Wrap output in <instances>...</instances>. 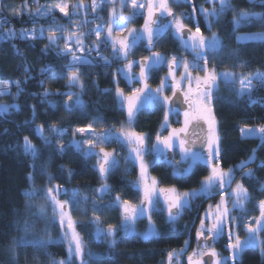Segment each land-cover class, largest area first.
<instances>
[{
	"label": "trees",
	"instance_id": "16d2710c",
	"mask_svg": "<svg viewBox=\"0 0 264 264\" xmlns=\"http://www.w3.org/2000/svg\"><path fill=\"white\" fill-rule=\"evenodd\" d=\"M58 1L60 0H0V19L7 20V24L2 29L3 34L11 29L16 33L35 30L39 35L40 29L45 30L43 39L21 40L18 37L0 39V85L9 84L12 87L7 94L0 95V105L9 106L8 112H0V264H54V262L60 264L63 259L67 260L65 264H68L69 259L62 237V228L57 216L53 215L52 203L46 198L47 190L59 186L61 194L57 199L61 202L70 201L71 192L78 190L80 195L77 199L80 203H85L83 198L85 196L92 198L96 193L95 189L105 183L100 173L98 174L97 161H94V157L86 159L82 152L69 147L67 140L59 141L58 134H54L50 129L58 128L67 131L66 134L70 136L77 128H87L92 125L101 130H108L126 121L125 112L121 110L116 97L115 69L96 66L103 65V62L99 57L94 58L96 54L105 57L112 55L113 52L109 53L107 49L110 46L102 45L98 52L90 53L89 56L93 58L95 66L81 67L80 79L84 85L83 90L69 86L66 79L68 74L64 71L69 63V57L58 55L62 52L63 43L60 40L63 38L59 39L56 45L47 47L49 35L47 30L64 28L67 30L65 33L69 34L76 32V28L71 26L69 17L59 11L48 16L34 17L38 11V5L42 7ZM69 1L73 3L76 0ZM83 1L86 4L91 2V0ZM191 2L197 7L210 8L207 0H192ZM231 4L235 11H226L219 18L218 23H213L211 30L208 29L204 18L199 15L198 11L194 14L195 20L191 21L194 25L198 21L200 28H203L207 35L214 33L226 45L223 53L215 59H209L208 67L237 74L240 72L249 75L257 72L264 73V41L242 42L237 39L240 34L245 33L264 34V26L235 24L241 12L264 13V6L258 4L254 6V3L247 0H231ZM180 6L182 7L174 6L175 13L191 12L190 6ZM13 9L18 10L20 15L13 14L11 11ZM87 13H90L87 15L91 17V11ZM34 18L35 23H33ZM76 20L80 25L79 16L75 17L74 21ZM86 31L88 30H82L83 34ZM56 35L60 37L61 33L57 32ZM94 40V34L87 36L86 46H91ZM144 46L147 45L136 46L138 55ZM152 51L163 55H179L183 52V48L171 31H167ZM25 68L29 69L28 73L25 72ZM41 69H47V71L41 72ZM152 79L151 85H156L161 77L158 75ZM14 82H19L22 90H18ZM233 88L235 90H231ZM237 88L238 84L219 86L218 95L223 97L225 103L215 105V115L219 124L223 149L220 166L224 170L236 168L241 162L248 160L253 149H258L255 163L244 169L252 171L255 178L249 180L244 178L242 171L236 172L239 176L236 177L242 179L251 197L244 213L240 215V218L243 217L240 221L244 225L248 221L254 223L255 219L260 217L261 210H257L260 209L259 202L264 201V192L261 190V185L264 183V168L258 165L264 161V146H260L258 138L242 137L240 129L264 127V88L259 87L254 91L253 96L258 101L255 104L248 103L246 96L238 97ZM106 89L107 94H105ZM45 91L50 93L46 98L43 96ZM68 92L78 94L86 107L74 108L72 111L66 109L65 104L69 103L68 97L60 94ZM49 101L56 107H50ZM12 105L17 107L11 108ZM164 115L165 108L158 106L147 108L138 114L133 128L138 133L145 134L152 143L160 132ZM174 124L179 123L174 121ZM40 126H44L43 137L51 140V144L46 145L37 134L36 129ZM25 137H28L39 152L35 161L24 152ZM75 137L78 141L85 139L83 135ZM61 144L65 148L63 152L60 150ZM84 150H87L85 146ZM109 150L115 152L118 158L127 157V148L120 144L111 143ZM33 164H35V171ZM41 170H43L42 173ZM120 170L113 173L106 183L111 190L121 194L123 198L135 200L138 195L132 187L133 177L131 174H122L121 177ZM207 174V167L200 165L195 168L188 179L175 181L166 177L162 180V185L174 186L182 191L194 189ZM49 177L52 179L49 180ZM129 183L131 186L128 185ZM65 190L68 191V195L63 194ZM29 191H35V198L28 199L24 195ZM70 207L69 203V211ZM40 209H44V215L41 219H37ZM93 230L92 225L79 224L78 226L86 252L102 254L103 264H158L163 253L170 248H176L172 246L177 245L180 235L185 233L179 231L176 234L178 236L172 237L169 236L171 232H167L169 228L164 227L163 231L166 232L160 238L148 242H141L131 236H120L116 246L110 250L109 243L92 238ZM260 239V245L245 251L242 256L243 264H264V255H262L264 232L260 233ZM17 240L57 242L46 244L43 248L33 243H24L16 247L14 241ZM71 264H77V262L71 260Z\"/></svg>",
	"mask_w": 264,
	"mask_h": 264
},
{
	"label": "snow or ice",
	"instance_id": "6c2138e0",
	"mask_svg": "<svg viewBox=\"0 0 264 264\" xmlns=\"http://www.w3.org/2000/svg\"><path fill=\"white\" fill-rule=\"evenodd\" d=\"M117 0H92L90 5L83 3L69 5L67 3H54L52 5L39 6L38 11L34 14V17L48 16L54 14L56 10L69 17L71 22L78 13L83 12L86 14L89 10L93 13H98L101 10L111 6L109 23L107 25L98 24L95 29H91L87 34H77V32L70 33L67 37H58L57 32L63 33L67 31L64 28H50L48 29V45L51 47L57 44V41L61 38L66 40L65 49L58 55L65 57L71 56L67 67L64 71L68 74L66 79L70 87H79L83 90L84 85L80 79V69L82 66L91 65L92 60L86 55H77L76 52L84 53L86 46L84 40L89 35H95V41L91 46H87V52L99 51L100 47L110 46L113 49V59H123L126 68L119 69L117 75L122 76L129 84L138 82L142 86L132 90L130 95H125L124 91L117 86L116 97L120 104L121 110L127 112V128L121 127L119 131L109 130L107 133L97 135L92 127L89 125L87 128H77L75 131L81 135L88 134L87 138L81 142L73 140L69 147L74 148L77 152H82L83 156L87 159L95 156L97 158V166L103 181L107 180V177L118 171L120 168V160L117 159L115 152L105 151L104 146L109 143H117L121 146H127L129 148V154L124 158L125 163H131L134 167H139V179L132 187L138 191L143 192V198L139 205L133 204L128 200H121L120 196H115L113 202L104 205L103 208L96 205V199H103L111 191L107 183H104L102 187L96 189L98 196L93 199V218L91 225L95 227V232L92 234V238L96 241H108L109 249L116 246L117 229L111 225L105 229L100 223V214L104 209H119L122 214V223L120 225V231L126 236H132L144 240L160 237L161 234L153 227L147 232L140 234L135 232V222L139 218L147 217L151 224L152 215L159 213L160 200L157 195V180L155 177L149 178L148 169L150 165L146 163L145 157L152 155L154 157L152 165H156L160 162H166L169 166L172 165V158L167 155L169 152H173L174 149H179L181 156L180 163L186 164L187 167L178 168L173 167V176L184 178L193 174L194 169L203 164L209 170V174L204 177L200 183L198 190H192L190 192H184L182 194L177 193L175 188L159 189L160 194L165 195L163 201L167 215L168 223L170 226H174L179 218L185 211H191L193 204L196 200L211 199L216 195L220 196V203L215 205V211L210 210L205 212L203 218H200V226L196 231L197 245L199 251L193 252L188 256V264H243V253L251 248L258 246L257 236L264 232V201L259 202L260 217L255 219L254 223L248 221L243 226L246 228L248 238L241 241L238 232L234 231L241 227L240 223H237V218L232 215L234 211L243 212L245 210L247 202L251 197L248 189L244 187L242 183L235 182V173L237 171H244L250 164L256 161V152L258 149L252 150V155L248 160L241 162L234 169L224 170L220 166V159L222 153L221 147V135L219 124L215 115V105L217 103H225L223 97L219 96V84L224 83L226 86L235 85L237 82V76L233 72L217 73L213 68L211 71L208 67L209 59H215L226 49V45L223 40L213 34L211 39H206L201 32L199 22L195 25V32L191 29L185 30L183 20H195V13L198 11L204 18V23L211 30L213 23H218L219 18L225 14L226 11H235L232 7L231 0H218L219 8L213 6L209 11L202 6L197 7L191 3V0H145L143 3H138V0H119L121 9L130 7L133 12L130 16L123 15L122 11H118L115 8ZM207 2L215 5L217 0H207ZM255 4L264 6V0H255ZM172 5H186L192 8V12L183 14V20L177 17L172 10ZM27 7V4H25ZM73 9L71 16H69L68 9ZM146 10L147 19L143 30L136 32L135 29H129L127 27L137 15H141L142 11ZM13 14L19 15L18 10H11ZM158 13V14H157ZM167 17H171L168 20ZM101 17L96 15L93 20H99ZM123 21V23H120ZM35 18L33 23H35ZM90 21L84 20L80 27L86 26ZM7 24L6 19H0V39H15L21 40H37L43 39L44 29H40L39 35L36 31L32 32L21 31L16 33L14 30H9L8 33L3 34L2 29ZM236 25L240 24H260L264 26V13H251L241 12L235 20ZM174 27L173 35L182 43L186 50H190L196 53L194 61L189 63L187 61L179 60L177 57L172 56L170 59L158 52L152 51L156 44L159 43L164 36L165 32L172 30ZM105 28L107 29L106 35H104ZM127 32V36L122 34ZM115 33V36L113 35ZM103 37V38H102ZM238 40H260L264 41V34L237 37ZM140 41H146L148 50L151 55L143 58L141 61H129L128 56L131 50ZM69 44L75 45V51ZM235 58V57H230ZM105 66L109 65V61L106 57H99ZM133 66L139 67V74L133 75ZM167 66L168 74L160 80V84L157 88L150 87L148 81L152 78L153 73L158 72L162 67ZM183 67V74L180 79H176V71ZM47 71V69H41V72ZM25 72L28 73L29 69L25 68ZM192 72H202L203 77L197 75L192 76ZM65 78V77H61ZM193 81L195 82V91H193ZM187 82V90H184V83ZM18 90L20 89L19 82H14ZM239 91L238 97H247V102L255 104L258 101L253 96V92L257 90V85L260 88H264V73L257 72L254 76H240L239 77ZM171 90V96L165 95L166 90ZM10 90V85H5L0 88V95H5ZM231 90H235L234 88ZM107 89L105 94H107ZM181 94L183 101H181ZM50 95L45 91L43 96L46 98ZM60 95H66L68 101L65 108L72 111L74 108H84V101L77 96L73 101L72 97L76 95L73 92L62 93ZM181 103L186 104L187 108L183 110L184 117L183 127L170 128L169 115L175 113L179 115L181 109L178 107ZM50 107L55 108L56 105L49 101ZM166 108L164 115V123L162 129L168 131L167 136L157 134L156 142L152 144L151 148L145 147L148 142L147 136L142 133H138L134 130L133 125L136 116L143 110L150 107ZM16 105H12L11 108H16ZM9 106L0 105V112H8ZM207 126L206 129L204 126ZM43 128L40 126L36 129L38 135L43 139L44 143L51 144L52 141L43 137ZM191 129V131H189ZM54 134L60 136L64 135V132L58 128L50 129ZM241 135L244 138L255 137L260 140V146H264V127L259 128H241ZM87 146V150H84V146ZM99 148V152H95L94 149ZM23 149L26 155H30L35 161L39 152L33 146L28 137L24 138ZM61 152L65 151L64 145H60ZM260 168H264V161H261L258 165ZM33 170L35 171V164H33ZM43 170H41L42 173ZM244 178L252 180L254 179V173L252 171L244 172ZM31 179V177H29ZM52 178L49 177V180ZM232 188L229 193L227 189ZM264 190V189H262ZM59 186L56 188H49L46 193V198L53 205V215H58L59 225L61 228L65 227V234H70L69 246H68V264H71V259L76 258L79 260V264H103L102 254H93L91 252L85 253L84 244L76 231L75 223L71 218L68 210L69 203L78 204L77 197L80 195L78 190L71 192L70 201L61 202L57 197L60 195ZM64 195H68V191L65 190ZM171 194V195H168ZM24 195L28 199L35 198V191L25 192ZM85 201L90 197L85 196ZM232 201V209L227 206V201ZM44 215V209H40L37 213V219H41ZM243 220V217L240 218ZM55 223V221H53ZM27 231V227H25ZM227 232L228 243L226 249L229 252L228 256H221L214 247L216 241L223 237ZM57 241H14L16 247L21 246L24 243H33L36 246L43 248L46 244L56 243ZM190 246V241H185V248L182 250L186 253L187 247ZM179 254L175 251L168 253V264H179L177 256ZM262 255H264V248H262ZM204 256H208L209 260L205 261ZM87 257V258H85ZM55 264V262H54ZM60 264H65L61 261Z\"/></svg>",
	"mask_w": 264,
	"mask_h": 264
},
{
	"label": "rangeland",
	"instance_id": "374dc122",
	"mask_svg": "<svg viewBox=\"0 0 264 264\" xmlns=\"http://www.w3.org/2000/svg\"><path fill=\"white\" fill-rule=\"evenodd\" d=\"M247 1H249L250 3H255V0H247ZM91 2H92V0H91ZM91 2L90 3H88V4H86V2L85 1H83V0H76V1H74L73 3H71L69 0L68 1H65V0H60V1H58V2H55V3H67V4H69V5H75V4H80V3H83V4H85V5H90L91 4ZM143 2H145V0H138V3H143ZM209 3V2H208ZM54 4V3H53ZM48 5H50V4H48ZM174 6H178V7H182V6H180V5H172V10H173V13L177 16V17H179V18H181L182 20H183V14H185V13H183L182 14V12H177V13H175L174 11H175V9H174ZM209 6H210V8L209 9H207V10H209V11H211L212 10V8H213V6H215L217 9L219 8V3H218V0H217V3L215 4V5H213V4H209ZM203 7V6H202ZM115 8L118 10V11H122V13H123V15H125V16H130V15H132V12H133V10L130 8V7H127V8H125V9H121V6H120V3H119V0H117V2H116V4H115ZM203 8H205V7H203ZM206 9V8H205ZM56 11H59V10H56ZM72 11H73V9L71 8V7H69V9H68V12H69V16H71V14H72ZM91 11V10H90ZM142 11V14L141 15H137L130 23H128V25H127V27L129 28V29H135L136 30V32H141L142 30H143V27H144V24H145V20L147 19V12H146V10H141ZM110 12H111V6H109V7H107V8H105L104 10H101V11H99L98 13H93V12H91V17H88V15L87 14H90V13H86V14H84L83 12H80V13H78L77 14V16H79L80 17V20H81V23H80V25H79V21L78 20H76V22L74 21L75 20V18L71 21V26H73L74 28H76V32H77V30L79 29V31H78V33L77 34H83V32H82V30L84 31L85 29H87L88 31H86L85 32V34H87V33H89V31L91 30V29H95L96 28V26L98 25V24H102V25H107L108 23H109V18H110ZM191 12H192V9H191ZM190 12V13H191ZM20 13V12H19ZM61 13V12H60ZM188 13H189V11H188ZM61 14H63V13H61ZM20 15V14H19ZM64 15V14H63ZM96 15H99L100 17H101V19H99V20H93V18L96 16ZM200 15V14H199ZM18 16V15H17ZM201 16V15H200ZM66 17H68V16H66ZM169 19L168 20H170L171 19V17H168ZM84 20H88V21H90V23H88L86 26H83V27H80L81 26V24H82V22L84 21ZM142 21V22H141ZM120 23H123V21H120ZM183 23H184V25H185V29L186 28H189L190 26L187 24V20L185 21V20H183ZM240 25H250V24H240ZM191 29H192V27H190ZM50 29V28H49ZM201 29V28H200ZM169 31H171V33L173 34V31H174V27H173V29L172 30H169ZM193 32H195V30L193 31ZM201 32L203 33V35L205 36V38L206 39H211V37L213 36V34L214 33H211L210 35H207V33L204 31V29L202 28L201 29ZM65 33V32H64ZM64 33H61V35H60V37H62V36H64ZM70 33H72V32H70ZM69 33V34H70ZM106 33H107V29L105 28V32H104V35H106ZM66 35L64 36V37H67L69 34L68 33H65ZM113 35L115 36V33H113ZM123 36H127L128 35V33L127 32H124L123 34H122ZM253 35H260V34H240L238 37H246V36H253ZM217 36V35H216ZM175 37V36H174ZM103 38V37H102ZM176 38V37H175ZM177 39V38H176ZM62 43H63V46H62V52H63V50L65 49V44H66V40L65 39H63V40H60ZM95 41V40H94ZM177 41H178V43H179V45L183 48V52L180 54L179 53V55H164V56H166V57H168L169 59L172 57V56H175V57H177L179 60H182V61H187V62H189V63H191V62H193L194 61V58H195V56H196V53H194V52H192V51H190V50H186L184 47H183V45H182V43L177 39ZM240 41H242V42H244V41H251V40H240ZM253 41V40H252ZM84 44H85V40H84ZM137 45H138V43H137ZM136 45V46H137ZM69 46H71V47H73V50L75 51V45H73V44H69ZM85 46H86V44H85ZM87 46H89V45H87ZM87 46H86V49H85V52L84 53H80V52H76V54L77 55H86V56H88L91 60H92V64L91 65H86V66H82V67H88V66H92V65H94L95 66V64H94V61H93V58H91L89 55H90V53L89 52H87ZM135 46V47H136ZM134 47V48H135ZM133 48V49H134ZM108 49V52L109 53H112L113 52V49L111 48V47H108L107 48ZM93 52H95V51H93ZM92 53V52H91ZM162 54V53H161ZM151 55V53L148 51V56H150ZM163 55V54H162ZM101 56H103V57H105L104 55H101V54H96L95 56H94V58L96 59V58H98V57H101ZM67 57H69V61L71 60V56L69 55V56H67ZM130 59V57L128 56V60ZM137 60H140V59H137ZM129 61H135V60H133V59H130ZM121 63H123L122 65H121V68L122 67H124L123 69H125L126 68V64H125V62H124V60L122 59V62ZM96 66H99V65H96ZM103 66V67H102ZM100 68H107L108 67V65L107 66H105L104 64L103 65H101V66H99ZM165 67V73H164V76L162 77V78H164L165 76H167V74H168V69H167V66H164ZM213 69V68H212ZM212 69H210L209 68V70L211 71ZM215 69V68H214ZM215 71L217 72V73H222V72H226V71H220V70H217V69H215ZM227 72H231V71H227ZM183 74V67H181V68H179V70L176 72V79L177 80H179L180 79V76ZM236 76H237V82H236V84H238V91H239V88H240V85H239V77L240 76H254V75H249V74H246V73H234ZM197 75H199V76H201V77H203V75H204V73H202V72H192V76L193 77H195V76H197ZM161 78V79H162ZM160 79V80H161ZM159 80V81H160ZM127 81V80H126ZM149 82V85H150V82L151 81H148ZM159 84H160V82L159 83H157L156 85H150V87L151 88H153V89H155V88H157L158 86H159ZM221 84H224V83H220L219 84V86L221 85ZM6 85H9V84H6ZM4 86H1L0 85V88H3ZM139 87H141V86H139ZM183 87H184V90L186 91L187 90V87H188V85H187V82H185L184 83V85H183ZM192 87H193V91H195V82L193 81V85H192ZM11 85H10V90H11ZM259 88V86L257 85V89ZM9 90V91H10ZM8 91V92H9ZM131 92L132 91H125L124 90V93H125V95H130L131 94ZM254 93V92H253ZM171 90L170 89H168V90H166V92H165V95H168V96H171ZM78 96V94H76V95H74L73 96V98L74 99H76V97ZM73 99V100H74ZM165 111H167V109L165 108ZM123 112H125V115H126V110H123ZM182 110H181V112H180V114L179 115H176L175 113H172V114H170L169 115V125H170V128H181V127H183V121H184V117H183V114H182ZM174 121H176V122H178L179 124H174ZM164 123V119L162 120V122H161V125H160V132H158V134H161L162 136H167L168 135V131L167 130H163L162 129V124ZM121 127H124V128H127L128 127V125H127V119H126V121L125 122H123L122 124H120V125H118V126H116V127H114L113 129H98V127H93V129H94V131H95V133L97 134V135H102V134H104V133H107L109 130H115V131H119V129L121 128ZM255 128H259V127H254L253 129H255ZM76 130V129H75ZM74 130V132H73V134L72 135H70V136H68L66 133H67V131H63L64 132V135L63 136H60V135H58L59 136V141H62V142H64V141H66L67 140V143H68V145H70L71 143H72V141L73 140H76V141H78L77 139H76V135L77 136H81V134L80 133H77L76 131ZM189 131H191V129L189 130ZM69 132V131H68ZM137 132V131H136ZM87 133L86 134H84L83 136H85V139L87 138ZM62 139V140H61ZM84 139V140H85ZM81 141V140H80ZM80 141H78V142H80ZM83 141V140H82ZM156 142V137L154 138V142H152V143H150L149 142V140H148V142L145 144V147L146 148H148V149H150L151 148V146H152V144H154ZM111 143H109V144H106L105 146H104V148H105V151H108V152H113V151H111V150H109V145H110ZM126 148H127V156H128V154H129V148L127 147V146H125ZM85 148H87V146L85 145ZM94 151L95 152H99V148H96V149H94ZM173 153L174 154H178L179 155V158L181 159V156H180V153H179V149L177 148V149H174V151H173ZM167 155H169V153H167ZM94 157V161H97V158L95 157V156H93ZM117 159H119L120 160V168H119V175L122 177L123 175H129V174H131L132 175V177H133V185L134 184H136V182L138 181V179H139V167L138 166H133L131 163H125V161H124V158L123 157H117ZM153 159H154V157L152 156V155H147L146 157H145V161H146V163H148L149 165H150V167H149V169H148V174H149V178H151V177H155L154 176V174H155V171H157V169L159 168V166H158V164H156V165H152V161H153ZM122 166V167H121ZM183 167H185L184 165H182ZM180 167V166H179ZM186 167H187V165H186ZM96 168L98 169V166L96 165ZM229 169H233V168H229ZM226 170H228V169H226ZM225 170V171H226ZM209 171V170H208ZM247 170H244L243 172H241L242 174H244V172H246ZM115 172H117V171H115ZM114 172V173H115ZM98 174H99V171H98ZM123 174V175H122ZM112 174H110L108 177H107V179L111 176ZM236 176H238L236 173H235V177ZM239 177V176H238ZM238 177H236V179H235V182L233 183V185H232V188H234L235 187V184L236 183H242L243 184V182H242V179H240V178H238ZM156 178V177H155ZM156 180H157V178H156ZM105 183H106V181H104ZM157 194H158V197H159V200H160V204H159V208L160 209H163V207H165V205H164V203H163V201H164V199H165V195L164 194H160L159 193V189H161V188H163V189H170L169 187H164V186H162L161 184H159V181L157 180ZM244 185V184H243ZM103 185H100V186H98L96 189H98V188H100V187H102ZM244 187H245V185H244ZM232 188H230V189H228L227 190V192H231L232 191ZM246 188V187H245ZM96 189H95V192H96ZM262 189H264V183L261 185V190ZM176 191H177V193H180V194H182V193H184V192H187V190H184V191H179V190H177L176 189ZM263 192H264V190H262ZM91 195V194H90ZM120 196V198H121V200L123 201V200H128L129 202L130 201H133L134 203H136L137 201H139V202H141V199L143 198V192L141 191V193L139 194V196L138 197H136V200H130V199H126V198H123L122 197V195L121 194H119V193H117V192H114V190H111L108 194H107V196H105L103 199H96L97 198V196H98V193L96 192L95 193V195L94 196H92V198L89 200L88 199V201H86L85 203H80V201H79V199H77L78 201H79V203L78 204H72V203H70V205H71V209H70V215H71V218H72V220L74 221V223H75V227H76V231H77V233L79 234V236L81 237V239H83V237L81 236V234H80V232L78 231V226H79V224H82V225H90L91 226V220H92V218H93V215H94V213H93V199H96V205H98V206H100V207H102L103 208V206L104 205H107V204H109V203H111V202H113V198L115 197V196ZM160 195H161V197H160ZM168 195H171V194H168ZM141 196H142V198H141ZM220 203V201L218 202V204ZM227 206H228V208L229 209H232V201L231 200H228L227 201ZM246 206H247V204H246ZM259 207V206H258ZM246 208V207H245ZM260 208V207H259ZM68 210H69V208H68ZM260 209H258L257 211H259ZM242 213V212H241ZM240 213V214H241ZM232 214L233 215H236L237 216V211H234V212H232ZM57 216V220L59 221V217H58V215H56ZM138 220V219H137ZM137 220H136V222H135V224L137 223ZM154 219H153V217H152V220H151V224L149 223V220L148 219H146V222H147V225L149 226V228H153L154 227ZM100 223H101V226L102 227H104L105 229H107V227L109 226V225H111V226H113V227H115L116 229H117V235H116V241H117V237L118 236H125V234L123 233V232H121L119 229H120V225H121V223H122V214H121V211L119 210V209H116V208H113V209H107V208H105L104 209V211H103V213L102 214H100ZM66 224H65V227L64 228H62V237H63V240H64V242H65V244H66V249H67V254H68V246H69V239H70V234H68V235H66L65 234V229H66ZM244 227V226H243ZM134 228H136L135 227V225H134ZM241 229V228H240ZM245 229V228H244ZM243 231V235L241 234V235H239V237H240V239H241V241H244V240H246L247 238H248V233H247V231L246 230H242ZM95 232V227H94V230H93V233ZM245 233V234H244ZM83 241V240H82ZM107 243H111V241L110 240H108V241H106ZM260 243H261V239H260V234L257 236V244L258 245H260ZM84 244V243H83ZM84 250H85V253H87L86 252V248H85V245H84ZM171 250H174L173 248L172 249H170V252H172ZM228 253V252H227ZM85 258H87V257H85ZM68 259H69V256H68ZM71 260H73V261H76L77 262V264H79V260L78 259H76V258H72ZM65 261H67V260H64L63 259V262H65Z\"/></svg>",
	"mask_w": 264,
	"mask_h": 264
},
{
	"label": "flooded vegetation",
	"instance_id": "af4514ba",
	"mask_svg": "<svg viewBox=\"0 0 264 264\" xmlns=\"http://www.w3.org/2000/svg\"><path fill=\"white\" fill-rule=\"evenodd\" d=\"M167 19H169V18L167 17ZM191 21L192 20H187V24L190 27H192V29L190 27L189 28H186V29H191L192 32H193L195 30V25L192 24ZM138 45H140V46L147 45V43H146V41H140L138 43ZM136 51H137L136 50V47L131 50L130 55H129L130 59H133L135 61H141L143 58L148 57V51L149 50H148V47L147 46H144L141 49V51H140L141 53L139 55L136 53ZM106 58L109 61H111V63L108 65V67H111V68L115 69L114 70V74H115L116 88H117V86H119V88H121L123 91L125 90V91H129L130 92L133 89L138 88L139 86H142L138 82H133V83L129 84L128 81H126L122 76L117 75L118 70L124 68V67L121 68V65L123 63H120V61L122 60V58L121 59H113V54L110 55L109 57L106 56ZM137 59H140V60H137ZM99 66H101V65H99ZM132 73H133V75H137L138 76V74H139V67L138 66H133ZM164 73H165V67H162L158 72L153 73V76L152 77H158V75H159V77L162 78L164 76ZM152 80L153 79L151 78L149 81H152ZM150 85H151V82H150ZM185 108H187V105L186 104H185ZM126 119H127V113H126ZM204 127L206 129L207 126L205 125ZM168 156H170L172 158V165L169 166L166 162H163L162 161V162L158 163V166L160 168H158V170L154 174V176L159 181V184L162 185V180L163 179H166V177H169L171 179H174L175 181L176 180L177 181H182V180L188 179V177L179 178V177H174L173 176V167L184 168L182 165H184L186 167V164H181L180 163V160L181 159L179 158V155L178 154H174L173 152H169V155ZM200 165L206 167L203 164H200ZM200 165H198V166H200ZM194 171H195V169H194ZM208 174H209V171H208ZM203 179L204 178H202L199 181L198 187H196L194 189H188L187 192H190L192 190H198L200 188V183H201V181ZM128 185L131 186V183H129ZM164 187L175 188V189L179 190L178 188H176L174 186H164ZM134 189L137 192L136 194L139 196V194L141 193V191H138L136 188H134ZM179 191H182V190H179ZM136 197H135V200H136ZM160 197H161V195H160ZM141 198H142V196H141ZM219 201H220V196L219 195H216V196H214L211 199H206V200L198 199V200H196L195 203L192 206L191 211H185L183 213V215L179 218V220L176 222V224L174 226H170L169 223L167 222L168 221V215H167V211H166V208L165 207H163V209H161V211L159 213H156V214H153L152 215V217L154 219V221H153L154 222V228L161 234V236L164 234V232H166V231H163V228L164 227H168L169 228V230L167 232H171V234L169 236H172V237L178 236L176 234H178L179 231H184L185 232L184 234L180 235V237H179L180 238V241H178L179 243L177 245L172 246V247H176V248H173L174 250H171V251H175L176 253L179 254L177 256V259L179 261V264H188V256L192 255L193 252H196V251H199L200 250L198 248L197 239H196V231H197V229L200 226V218H203L205 212H207V211L210 210V206H212L211 207V211L214 212L215 211V205H217ZM130 202L133 203V204H136V205H139L140 204L139 201H137L136 203H134L133 201H130ZM240 213H241L240 211H237V216L232 214L234 217L237 218V221L236 222L241 224V227H239L238 229H235L234 228V231L235 232H238L239 235H241L240 233H243L242 230H246V228L243 227V224L240 221V215H242L244 213V211L241 214ZM146 219H148V218L147 217H143V218H139L137 220V223L135 224V227H136L135 228V232L136 233L143 234V233L147 232L150 229L149 226H148L149 224L147 225ZM162 231H163V233H162ZM120 236L117 237V241H119ZM160 237L152 238V239H149V240H144V239L135 238V237L134 238L140 240L141 242H148L150 240L158 239ZM185 241H190V246L187 247L186 253L182 251L185 248ZM227 243H228V238H227V232H226V234L223 237H221L218 241H216V243L214 244L215 250L221 256H228L229 255V252L226 249ZM170 249H172V248H170ZM170 249H168V251H166L165 253H163V257L160 259V261H159L158 264H168V253L170 252ZM206 257H208V256H204L203 259L205 260Z\"/></svg>",
	"mask_w": 264,
	"mask_h": 264
},
{
	"label": "water",
	"instance_id": "95a60500",
	"mask_svg": "<svg viewBox=\"0 0 264 264\" xmlns=\"http://www.w3.org/2000/svg\"><path fill=\"white\" fill-rule=\"evenodd\" d=\"M185 30H188V29H185ZM73 100V99H72ZM74 101V100H73ZM181 101H183V96H182V94H181ZM69 103H71L70 101H69ZM178 107L183 111L184 109H186L185 108V104H183V103H181L180 105H178ZM205 260L207 261V260H209V257H206L205 258Z\"/></svg>",
	"mask_w": 264,
	"mask_h": 264
}]
</instances>
